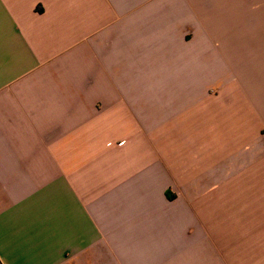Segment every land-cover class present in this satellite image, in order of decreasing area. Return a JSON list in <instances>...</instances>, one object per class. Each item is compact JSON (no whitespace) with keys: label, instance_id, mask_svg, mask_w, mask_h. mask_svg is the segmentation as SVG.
Returning a JSON list of instances; mask_svg holds the SVG:
<instances>
[{"label":"crops","instance_id":"0c3cea01","mask_svg":"<svg viewBox=\"0 0 264 264\" xmlns=\"http://www.w3.org/2000/svg\"><path fill=\"white\" fill-rule=\"evenodd\" d=\"M0 264H264V0H0Z\"/></svg>","mask_w":264,"mask_h":264}]
</instances>
